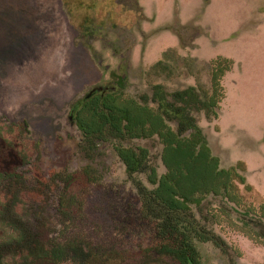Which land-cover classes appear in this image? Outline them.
Listing matches in <instances>:
<instances>
[{"label": "rangeland", "instance_id": "obj_1", "mask_svg": "<svg viewBox=\"0 0 264 264\" xmlns=\"http://www.w3.org/2000/svg\"><path fill=\"white\" fill-rule=\"evenodd\" d=\"M218 58L234 62L221 78L218 118L194 115L221 168L246 179L240 193L257 210L264 205V0H0V175L19 178L26 196L9 199L16 190L0 179V210L7 200L18 205L11 216L64 249L57 262L12 264H178L159 254L142 215L137 183L152 189L147 176L130 177L111 145L93 150L73 110L98 88L154 108L158 85L169 94L190 87L211 94ZM125 145L147 148L159 175L166 173L158 138ZM69 175L75 181L62 199L55 184ZM40 179L51 190L42 192ZM64 200L67 214L58 208ZM209 202L215 213L205 202L196 217L230 252L201 244L204 264H264V242L247 235V219L224 215L221 199ZM34 218H41L36 226ZM0 221L7 236L17 235Z\"/></svg>", "mask_w": 264, "mask_h": 264}, {"label": "trees", "instance_id": "obj_2", "mask_svg": "<svg viewBox=\"0 0 264 264\" xmlns=\"http://www.w3.org/2000/svg\"><path fill=\"white\" fill-rule=\"evenodd\" d=\"M212 64L211 94L200 93L194 87L169 94L157 87L153 97L157 107L154 108L148 105L145 98L144 103H141L125 97L123 93H110L104 97L93 96L82 104L75 115L76 125L93 150H98L101 143L111 145L125 164L130 177L135 179L138 174L147 176L152 189L137 183L142 200V215L153 228L159 254L178 264H204L201 244L210 243L229 255L227 243L214 230L204 227L205 219H197L194 212V208L200 210L202 219V207L208 202L213 215L216 208L209 202L211 197L221 199L222 212L228 218L232 215L231 211H234L247 219L243 222L247 235L264 242V205L256 210L246 204L238 185H246V179L235 168H221L220 160L212 154L194 115L204 111L207 118H218V109L225 97L221 78L232 70L234 62L218 58ZM155 138L163 146L161 160L167 171L162 175L152 165L147 148L125 145L134 140ZM0 179L6 188L13 187L16 190L9 199H26L20 192L19 178L7 175L2 180L0 175ZM40 181L44 189L42 192L51 190L46 187L48 183ZM59 181L60 185L59 182L55 185L65 194L61 198L66 199L72 181L75 180L69 175ZM27 187H30L29 184ZM6 202L8 206L0 210V219H8V227L17 231V235L7 236L4 227V232L0 230V264H12L14 259L28 263L33 260L57 262L63 259L64 249L49 245L46 239L41 238L43 232L34 229L29 221H25V225L19 223L18 218L9 214L13 206L16 211L19 206L10 205L9 200ZM30 207L35 206L31 204ZM66 207V200L59 203L58 208L62 214H67ZM39 219L34 218L35 226L40 222Z\"/></svg>", "mask_w": 264, "mask_h": 264}, {"label": "flooded vegetation", "instance_id": "obj_3", "mask_svg": "<svg viewBox=\"0 0 264 264\" xmlns=\"http://www.w3.org/2000/svg\"><path fill=\"white\" fill-rule=\"evenodd\" d=\"M131 6H132V5H131ZM131 9L134 10V8L130 7L129 10H131ZM157 87H160L161 89L165 90V88H164L163 86H161V85L155 86L153 90L155 91ZM190 88H192V87H190ZM194 88H195V87H194ZM188 89H189V88H188ZM104 91H105V89H103V88H98V89L94 90L93 92H91L90 94L86 95L83 99H81L80 103L77 104V106H76V107L74 108V110H73L74 116L76 115V111L82 106V104H83L84 102H86L87 100H89L90 98H92L93 96H99V95H101V96L104 97V96L110 94L109 92L104 93ZM71 118H72V117H71ZM74 119H75V118H74Z\"/></svg>", "mask_w": 264, "mask_h": 264}]
</instances>
